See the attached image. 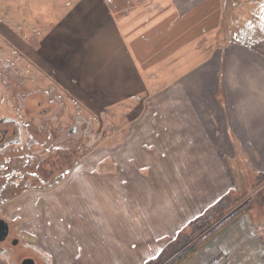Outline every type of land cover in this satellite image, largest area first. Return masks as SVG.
Segmentation results:
<instances>
[{
  "label": "rangeland",
  "instance_id": "374dc122",
  "mask_svg": "<svg viewBox=\"0 0 264 264\" xmlns=\"http://www.w3.org/2000/svg\"><path fill=\"white\" fill-rule=\"evenodd\" d=\"M7 1L11 3L12 0H0V62L5 60L7 64L4 65L20 73L19 91L42 92L25 100V108L20 110L19 104L9 95L8 80L3 78L5 66L0 64V114L16 115L23 121L28 134L23 146L8 148L0 154V161L5 157L10 160L0 169V214L9 218L12 235L20 238L13 256L16 264L25 256L35 258L37 264L44 263L37 253L34 255L24 249L23 243L50 248L56 253L51 246L55 241L45 237L57 233L61 236L64 230H68L64 248L67 250L68 245L75 253L54 256V260L64 258V264H146L158 251L163 252L162 258L147 264H196V256L182 255L191 246L198 248L201 242H207L203 245L206 248L212 245V252H216L217 247L210 239L213 237L211 230L226 217L243 212L249 222L245 225L246 231L264 221V171L243 169L245 166L240 161L234 162L235 166L229 161L236 173L233 175L236 185L220 199L231 204L230 207L220 216L219 222L197 232L194 230L198 224H190L191 221L183 228L179 227L193 208L185 210L176 204L175 209L160 207L158 216L152 217L148 198L143 203L127 198L126 195L134 193L118 188L120 177L111 178L112 181H95L96 191L88 182L84 184L77 178L69 184L77 173L68 169H75L77 163L78 169L97 170L92 164L99 155H104L103 151L100 153L104 135L111 134L112 141H117L115 135L121 119L126 117L125 106L135 105L143 99L140 96L131 99L129 94H123L137 87L148 92L146 87L151 86V78L156 74L168 79L167 72L171 67L162 60L172 51L165 46L154 47L152 42L157 37L149 31L152 24H146L145 29L149 30L142 34L124 27L120 19L124 16L129 24L132 11L134 13L136 7L142 11L140 0H15L9 9ZM222 2L225 36L229 33L232 38L233 34L248 31L253 35L264 34V0ZM240 37L246 38L245 35ZM158 82L160 84V81L156 84ZM47 93L50 100L58 94L62 99L59 117L55 119L51 117V111L41 114L47 117H39L40 111L54 106V103L48 104ZM131 93L138 94L137 91ZM46 105L49 106L46 108ZM77 115L84 122L78 127L79 131L67 136L66 130ZM30 119L35 123H29ZM86 123L93 134L88 137L84 134ZM111 124L112 128L109 127ZM93 146L99 148L93 151ZM59 151H68L65 163L61 160L65 167L47 168L46 181L39 179L38 185L33 182L35 180L27 184L16 182V179H22L20 174L24 172L38 177L34 171L37 164L53 161ZM71 152L73 160L69 159ZM89 157L90 163H84ZM9 171L16 173L12 175ZM27 178L25 176L24 180L28 181ZM70 189H74L75 200ZM95 196L97 201H94ZM79 197L83 198V203L76 202ZM217 202L198 216L205 215ZM26 223L38 225L36 232L41 238L32 236ZM232 226L229 232H236V227L232 229ZM178 227L181 230L175 232ZM240 233L231 234L226 243L227 264L235 263L232 251H240L237 253L240 256L249 255L252 248L253 253L260 254L255 249L260 247L259 240L251 238L248 231ZM61 241L56 244L57 249L61 247ZM179 256H182L180 261L176 260ZM257 261V258L245 257L238 264H256Z\"/></svg>",
  "mask_w": 264,
  "mask_h": 264
},
{
  "label": "crops",
  "instance_id": "0c3cea01",
  "mask_svg": "<svg viewBox=\"0 0 264 264\" xmlns=\"http://www.w3.org/2000/svg\"><path fill=\"white\" fill-rule=\"evenodd\" d=\"M140 1L142 11L136 7L129 24L124 16L120 20L125 28L141 34L149 30L146 24H152L149 31L157 37L154 47L172 51L162 60L171 67L168 79L156 74L146 87L148 92L137 87L123 94L143 99L125 106L126 117L121 119L117 141H112L111 134H103L100 153L104 155L92 164L97 170L78 169L77 163L75 169H68L77 173L69 184L77 178L96 191L95 181L120 177L118 188L134 193L127 198L142 203L148 198L152 217L158 216L160 207L175 209L176 204L185 210L193 208L179 226L183 228L236 185L229 161L233 165L240 161L243 169L253 172L264 171V34L248 31L241 32L246 38L225 36L223 0ZM14 3L7 1L8 9ZM132 91L138 94H130ZM95 147L93 151L99 148ZM90 157L84 163H90ZM70 191L75 200L74 189ZM76 202L84 200L79 197ZM27 226L32 236L41 238L36 232L38 225ZM179 227L174 231L181 230ZM66 236L68 230L61 236L45 237L55 241L51 246L56 253L34 246L36 255L47 260L40 264H64V258L54 260V256L75 254L68 245L64 248ZM5 259L0 256V263L16 264L15 257L8 262Z\"/></svg>",
  "mask_w": 264,
  "mask_h": 264
},
{
  "label": "flooded vegetation",
  "instance_id": "af4514ba",
  "mask_svg": "<svg viewBox=\"0 0 264 264\" xmlns=\"http://www.w3.org/2000/svg\"><path fill=\"white\" fill-rule=\"evenodd\" d=\"M0 64L4 65V64H7V62L3 60L2 62H0ZM4 66H5L4 68L5 71L3 72V78H6L8 80L9 84L7 83V86H9V95L13 98V100L16 103L19 104L20 110H21V107L22 109H24L25 100H28L30 96L32 95L42 94V92H40V90H32L29 93L19 91L17 87L19 86L20 73L19 72L17 73L16 71H12L8 65H4ZM16 74H18L17 77H16ZM48 95L49 93L46 94L47 96L46 100L48 101V104L50 105L54 103V106H52L54 109L50 106V109L40 111L39 117H43L41 115L42 113L45 114V112L47 113L48 111H51L52 112L51 117L55 119L59 117L58 109L62 107V99L60 95L58 94L54 98H52V100H50L48 98ZM20 96L22 98V101H20ZM36 104L38 107L41 106L40 102ZM45 117L47 116H44L43 118ZM30 121L31 122L29 123L31 124L35 123L34 119H30ZM51 121L53 122V124L55 123L52 119ZM46 122H48V120H46ZM83 122H84L83 119L79 115H77L75 122L72 123L67 128L66 135L67 136L72 135L73 133H76L77 131H79L78 127L82 125ZM84 134L87 137L89 135H93V134H90V128H89L88 123H86ZM27 137H28L27 128L24 125L23 121H21L16 115L0 114V154L4 153L8 148H13V147L16 148V147L23 146L27 141ZM60 141L62 142L63 140H59V142ZM9 161H10L9 158L7 157L3 158V160L0 161V169L5 168V166H7ZM40 164L41 162L38 163L36 166V169H34L38 177H35L33 175L29 176L28 174H25V172L20 174L21 175L20 177H22V181L24 182V184H27V182L32 183V180H35L33 181L35 183L37 182L39 183L40 182L38 181L39 179L44 180V181L47 180V177L42 176L39 172ZM15 173H16L15 171H12V172L9 171V174L15 175ZM25 176H28L27 178L28 181L24 180ZM19 181H20L19 179L18 180L16 179L17 183ZM242 213L238 211L236 215L226 217L224 221H220V223L218 224V227L213 228L211 230L213 237H211L210 239H212L211 243L215 244V246L217 247L216 252L215 251L212 252L214 250L212 245L209 244L207 245V248H206V246L203 247V245H205V243L207 242H204V243L201 242L200 243L201 245L198 248H197V245L191 246L187 251H185L184 257L193 258L196 256V259H197L196 264H227L229 260V255H228V249H227L226 243L231 237L230 235L231 234L234 235L235 233H239V232H241L240 234H242L248 231L250 232V237L251 238L253 237L256 240H259L260 244L262 245L261 247V245L259 244L260 247L255 248L256 251L259 252L260 254H255L252 251V253L249 255L244 254L240 256L237 254L240 251H232L234 255L233 262H235L233 264H238L239 262H241V259L245 257H248V258L252 257V259L257 258L258 261L256 262V264H264V221L261 220L260 223H256L254 225V229L249 227L250 229L248 228V230L246 231L245 225L246 224L248 225L249 222L247 223L248 220L242 215ZM0 218L4 219L8 223V235L5 237L3 241L0 242V256L5 257L6 258L5 260L8 262L14 256L15 251L18 250L17 246L19 244L20 238L15 235L14 236L12 235L13 232H12V227L10 225L9 218H7L2 212L0 214ZM231 225H234L236 227V232H233V233H231V231L229 232V228L231 227ZM234 226H232V229ZM22 246L24 249H28L29 251H32L33 253L38 252L37 248L29 244L23 243ZM257 255H261V256L258 257ZM27 257L31 258L34 261L33 264H37V261L35 260V258H32L30 256H25L22 259H20L19 264H21V262ZM43 260L45 262L46 259L43 258Z\"/></svg>",
  "mask_w": 264,
  "mask_h": 264
},
{
  "label": "trees",
  "instance_id": "16d2710c",
  "mask_svg": "<svg viewBox=\"0 0 264 264\" xmlns=\"http://www.w3.org/2000/svg\"><path fill=\"white\" fill-rule=\"evenodd\" d=\"M65 156H68V151L67 152L59 151L53 161H43V162H41V164L39 165V172H40V174L42 176H47L46 175L47 168H49L50 170H54V168L56 169L57 167L60 168V169H62L63 167H65L61 163V160L63 162L66 160L64 158ZM70 157L73 160V158H74L73 152L70 153L69 159H70ZM225 203H226L225 200H222V201L220 200V201L217 202L216 206L211 207L210 208V211L207 212V213H205V215H201V216H198L195 219H193L190 222V224L191 223L194 224V225L195 224L196 225L198 224L197 225L198 227L194 230V232H197V231H200V230L206 228L207 226H209L213 222H218L220 216H222L225 213V211H227V209L231 205V204L228 205L227 203L226 204ZM162 253L163 252L160 251L156 256H154L149 261H147V263L153 261L154 259H158V258L160 259V258H162V255H163ZM182 256H184V254ZM182 256H179L176 260L180 261V259H181Z\"/></svg>",
  "mask_w": 264,
  "mask_h": 264
},
{
  "label": "water",
  "instance_id": "95a60500",
  "mask_svg": "<svg viewBox=\"0 0 264 264\" xmlns=\"http://www.w3.org/2000/svg\"><path fill=\"white\" fill-rule=\"evenodd\" d=\"M8 235V223L0 218V242ZM34 261L31 258L24 259L21 264H33Z\"/></svg>",
  "mask_w": 264,
  "mask_h": 264
}]
</instances>
